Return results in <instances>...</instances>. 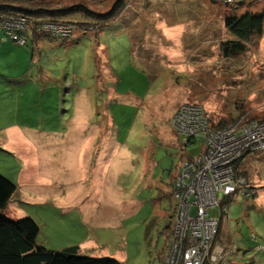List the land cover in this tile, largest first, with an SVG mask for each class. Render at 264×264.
Returning <instances> with one entry per match:
<instances>
[{
  "label": "rangeland",
  "instance_id": "1",
  "mask_svg": "<svg viewBox=\"0 0 264 264\" xmlns=\"http://www.w3.org/2000/svg\"><path fill=\"white\" fill-rule=\"evenodd\" d=\"M117 1L38 2L34 6L54 9L45 18L75 21L73 33L42 38L38 48L22 45L30 50L17 52L18 70L0 68V137H8L11 124H28L38 132L57 130L50 143L67 149L58 159L68 180L43 181L36 196L18 198L12 215L33 217L40 226L37 243L53 250L78 245L86 256L164 264L162 233L173 223L176 200L160 199L159 190L170 191L181 157H194L203 146L201 140L184 145L170 120L186 102L203 104L215 121L264 118V34L226 57L224 42L233 35L224 32L223 15L234 8L264 10V0H126L110 27L80 8L104 13ZM79 21L101 28L79 29ZM0 32L7 40L1 26ZM113 88L118 98H110ZM18 102L31 118L21 113L17 121ZM105 111L115 119H103ZM76 130L77 142L88 148L82 157L74 147ZM36 154L31 144L19 152L0 139V173L16 179ZM243 160L245 185L253 193L236 194L222 218L219 239L229 255L220 264H264V151ZM210 212L219 215L218 208Z\"/></svg>",
  "mask_w": 264,
  "mask_h": 264
},
{
  "label": "built area",
  "instance_id": "2",
  "mask_svg": "<svg viewBox=\"0 0 264 264\" xmlns=\"http://www.w3.org/2000/svg\"><path fill=\"white\" fill-rule=\"evenodd\" d=\"M32 23L25 16L0 19L6 38L19 45L28 43L23 31ZM40 28L46 35L68 38L75 26L44 21ZM170 125L184 145L201 140L203 146L198 155L182 160L176 174L172 234L164 264H220L229 255L227 246L217 240L228 202L238 193H253L236 164L247 152L264 151V118L247 121L244 115L229 125L214 127L203 104L186 102L176 110ZM217 208L219 215H212L210 211Z\"/></svg>",
  "mask_w": 264,
  "mask_h": 264
},
{
  "label": "trees",
  "instance_id": "3",
  "mask_svg": "<svg viewBox=\"0 0 264 264\" xmlns=\"http://www.w3.org/2000/svg\"><path fill=\"white\" fill-rule=\"evenodd\" d=\"M40 1L42 0H0V19L6 15L28 17L33 21V23L30 28L23 31V34L27 37V41L32 39V41L37 42L42 40V38H48L49 40L53 39L52 41H55V37L41 32V23L44 21H61L68 23L75 21L71 22L59 20L57 17H52L50 19L45 18L47 16H51V14L47 11L54 12V9L45 10L44 8L34 6ZM125 1L126 0H118L112 10L104 13L90 11L85 6L80 8L85 10L88 14H95L96 19H101V26L105 25L110 27L118 20L116 17L125 11ZM234 9L235 10L232 9V11L228 9L227 11L223 12L225 26L234 38L228 39L224 42L226 57L246 51L247 45L253 37L262 36L264 34V10L252 12L251 10L238 11V8ZM54 15L57 16L56 14ZM93 23L94 22L90 23L79 21L76 23V27L79 29L89 30L92 28L91 26L94 25ZM97 27L98 26L96 25L93 26V28L97 29L96 31H99L101 27ZM240 108L244 107L241 106ZM246 118L247 121L256 119L261 120L252 117L248 118L247 116ZM232 120L234 119L232 118L230 120H226L224 118L218 121L211 119L212 125L214 127H223L229 125ZM249 153L250 152H247L241 160L237 161L236 164L238 172L244 177L246 175L241 170V165L244 164L242 161H244V157ZM180 163L176 168V173L173 175L169 183L170 191L165 192L162 190V188L159 190L160 199L163 197L172 198L173 184L177 171L180 167ZM17 188L18 186L15 182H13L4 174L0 173V264H123L119 260L112 257H91L83 255L80 252V247L78 245L69 246L59 251L39 245L37 243V238L40 233V226L33 217L26 216L20 219H12L4 212L13 195L16 193ZM171 219H173V213ZM221 224L218 230L217 240H219L220 237ZM162 234H164L167 245L172 234V223L168 225L166 232L163 231ZM161 258H163V255Z\"/></svg>",
  "mask_w": 264,
  "mask_h": 264
},
{
  "label": "crops",
  "instance_id": "4",
  "mask_svg": "<svg viewBox=\"0 0 264 264\" xmlns=\"http://www.w3.org/2000/svg\"><path fill=\"white\" fill-rule=\"evenodd\" d=\"M224 21H225V18H224ZM224 27H225L224 32L226 33L227 28L225 26V22H224ZM103 31L99 32L97 34V36H99ZM228 39H234V38L229 37ZM228 39H225V40H228ZM30 42L33 44L34 47L38 48L39 43L41 41L34 42V41H32V39H29L28 43L24 46L29 47ZM24 46L19 45L10 39L5 40L4 39V32H2V33L0 32V68L6 67L8 69L10 68V70H13V71L16 70L17 71L18 65L20 64L19 58L17 59V52L23 51L25 53L27 50L28 51L30 50L29 48H24ZM15 53H16V55H15ZM12 55L15 56L14 59L11 57ZM7 57L9 58L8 60H7ZM0 75H2V74H0ZM19 76H20L21 80L24 79L23 75L19 74ZM44 78H47V76H44ZM18 82H22V84L24 83V81H18ZM113 89H111L108 92L110 98H112V99L118 98L120 95L116 93L115 89L114 90ZM129 98H131L132 100L138 101L137 97L129 96ZM23 108L24 107H22L20 105V103L18 102V104L16 105V110L13 113V116L16 117L17 121L21 117V113H25L24 116L26 119H29L32 117L31 116L32 112L23 110ZM176 108H178V107H176ZM98 114H100V113H98ZM100 116L103 119H107V120L109 119V122L113 118L115 119V116H112V113L110 111H105L104 113H101ZM3 119L4 118H2V120ZM211 119H213V118L211 117ZM2 120H0V121H2ZM218 120H221V119L218 118ZM3 130H4V127L1 126L0 127V131H1L0 134H2ZM38 130L39 129H35V127L32 128V126H30L28 124L14 123V124H11L10 127L6 128V133H7L6 136H8V137H6V138L0 137L1 141L7 143L8 145H10L12 148L16 149L19 152L22 150V148L24 146L29 145V144H31L33 151L37 152V154L35 156H33L29 159H26L25 164H27L29 162L32 163L30 169H27L24 166L22 169H20L17 172L16 179L11 178V176L9 177V175H7L8 178H10L18 186L16 193L13 195L10 203L8 204L6 209L4 210V212L8 213L7 216H9L12 219H16L17 217H19V219L23 218V216L14 217V215H12V213H14L12 211V209H13L12 207H15L19 203L18 198L26 199L29 196L30 197L36 196L34 193H39V191H40L39 187L41 185L40 183H42L43 181H46L47 185L48 184L59 185L62 182H66V180H68L66 172L63 173L62 169L60 168V166H62V164H65V162H60L58 159V158L63 159V155L65 154V152H67V149H64L63 147H61L59 145H53L56 143H53V144L50 143V141H52L53 135H55V134H53V131H57V130H50L47 133L43 132V131L38 132ZM33 136H39V137L43 136V137L39 138V137H33ZM78 136L79 135H78V132L76 130L75 138ZM98 136H99V134H98ZM30 137H32V138H30ZM40 140H42V141H40ZM46 145H47V150L44 151ZM51 145H52V149L49 150L48 148H50ZM74 147L80 152L81 157L83 156L84 151L86 152V150H88L86 143L82 139H79V142H77V138H76V143H75ZM47 151L53 152V153L50 155L49 153H47ZM185 157H187V156L183 155L181 157L180 162H182V159H185ZM95 159H97V162H94L95 167L98 168L99 163H100V162H98L99 161V154L98 153L95 155ZM83 164H84V162H83ZM87 165H88V163L85 162V166H84L85 169H86ZM40 166L45 168L44 172L39 171ZM63 177H66V178L64 179ZM41 187H42V185H41ZM90 215L91 214H86L85 216L87 217V219L92 221V218L90 217ZM26 216H29V215H26ZM26 216H24V217H26ZM219 241H220V239H219Z\"/></svg>",
  "mask_w": 264,
  "mask_h": 264
}]
</instances>
